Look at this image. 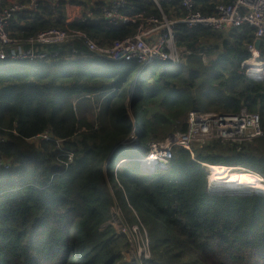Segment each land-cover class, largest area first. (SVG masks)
I'll return each instance as SVG.
<instances>
[{
  "label": "trees",
  "instance_id": "1",
  "mask_svg": "<svg viewBox=\"0 0 264 264\" xmlns=\"http://www.w3.org/2000/svg\"><path fill=\"white\" fill-rule=\"evenodd\" d=\"M61 3L57 20L47 8L21 16L12 37L56 27L107 46L136 32L137 24L115 29L101 17L88 20L83 2L69 3L70 17ZM157 13L151 0H128L126 14L137 23ZM254 41L250 28L223 34L178 27L177 45L193 55L178 68L157 64L136 81L139 64L97 60L79 46L81 55L65 64L0 60V156L12 162L0 167V264H123L131 246L109 224L114 211L122 227L147 230L146 264H264V196L211 193L204 168H242L264 179V136L251 145L195 146L194 158L177 149L153 174L140 168L141 152L123 145L134 127L142 149L184 133L192 111L246 109L259 113L264 132V79L243 69ZM257 63L264 64V38ZM87 97L97 101L93 123L74 104ZM45 135L50 141L39 140Z\"/></svg>",
  "mask_w": 264,
  "mask_h": 264
},
{
  "label": "built area",
  "instance_id": "2",
  "mask_svg": "<svg viewBox=\"0 0 264 264\" xmlns=\"http://www.w3.org/2000/svg\"><path fill=\"white\" fill-rule=\"evenodd\" d=\"M157 15L141 19L138 23L126 14L128 0H81L84 6L81 12L85 13L88 20L94 21L101 17L109 26L115 29L137 24L133 36L115 41L107 46H99L90 37L84 34H69L56 27L49 28L29 39L13 38L12 27L23 26L21 16L32 18L39 14L43 8L51 13V18L58 19L63 13L62 0H0V60L17 63H60L65 64L81 55V49L91 54L97 60L112 63L135 62L142 67H153L157 64L178 68L182 66L193 53L186 47L176 43L178 27L189 31L206 30L213 33L227 34L241 31L243 28L253 29L255 39L262 41L264 38V0H151ZM103 3L102 8L96 6ZM176 5H178L176 7ZM73 8V7H72ZM166 9L168 11H166ZM75 9L70 17L74 15ZM67 14V11H65ZM68 15V14H67ZM7 32L5 36V31ZM255 41L248 46L251 59L244 63L250 66H261V73L254 78L258 81L264 79V64L257 63L259 51L255 49ZM79 46V48L77 47ZM69 48V49H65ZM7 51V52H6ZM14 61H11V60ZM202 61L207 64L205 55ZM252 77V76H250ZM253 78V77H252ZM187 130L184 133H172L161 142H153L142 149L136 145L137 140L133 128L130 139L123 143L126 148L138 150L143 157L138 160L142 169H165L173 159L174 151L183 149L194 158L193 148L205 146L213 142L226 145H251L255 140L262 138L264 132L260 115L249 113L243 109L238 114H215L192 111L187 116ZM40 141H50L47 135ZM35 142V141H32ZM132 145V146H131ZM145 150L148 155L144 157ZM152 159V163L149 160ZM73 156L69 155L67 162L71 163ZM0 167L3 159L0 156ZM127 161L120 163L124 164ZM138 230L123 226L121 233L129 241L131 249L138 247ZM146 234L140 252L150 260V241ZM137 242V243H136Z\"/></svg>",
  "mask_w": 264,
  "mask_h": 264
},
{
  "label": "rangeland",
  "instance_id": "3",
  "mask_svg": "<svg viewBox=\"0 0 264 264\" xmlns=\"http://www.w3.org/2000/svg\"><path fill=\"white\" fill-rule=\"evenodd\" d=\"M75 1H78V0H75ZM82 15L85 16V13H82ZM11 63L13 65L20 64V63H17V62H11ZM247 64L245 66L243 64V69H245L247 76L250 75L253 78L257 77V76L254 77V75H253L254 67L250 66V68H247L248 67ZM260 72H261V70H260ZM96 102L97 101H96V99L94 97H92V98L91 97H87V98H84V99H81V100H76L74 102V104L77 107V111H78L79 117L82 118V119H85L88 123L95 122L97 120V114H98L97 113L98 109H96V107H95ZM137 143H138V141H137ZM228 146H230V145H228ZM129 156L130 155L127 153L124 156H122L121 159H123V158L127 159V158H129ZM139 156L140 155H138V157ZM0 163H2V162L0 161ZM4 165H7L8 167H11L12 166V162L4 160ZM218 167H222V166H218ZM224 168H226V167H224ZM227 169H229V170H225L224 173H222V174H224V178H228V177H231V176H235L236 179H255V178L259 179V178H261L262 179V184L261 185L264 186V179L262 177L256 175V174L250 173L248 171L246 172L245 169H242V168H227ZM205 170L208 173V188H209V192H211V193H223V194H227L229 196L238 195L240 197L264 196V195H261V194L258 195V194H256L255 191L248 190V189H243L241 191H238V190L230 191V190H227L226 188H224L222 186H220L221 187L220 190H219V187H215V189H212L211 188L212 183H210L211 181H209V179H210V177H216V174H214L213 172H210L209 169H205ZM210 174L212 176H209ZM213 186H215V185H213ZM114 214H115V216L109 222V224L114 226L117 230L121 231L122 225L124 223V219L122 218L120 212L114 211ZM145 232L148 234L147 230L146 231L138 230L137 242L140 241L139 246L136 248V247H134L135 244H133V248L129 252L126 253V256L124 257V260H123V264H146V261L144 260V258H148V257H146L144 254H142L140 252L141 247H143V240H142L141 234L143 236V239H145L146 238Z\"/></svg>",
  "mask_w": 264,
  "mask_h": 264
},
{
  "label": "bare ground",
  "instance_id": "4",
  "mask_svg": "<svg viewBox=\"0 0 264 264\" xmlns=\"http://www.w3.org/2000/svg\"><path fill=\"white\" fill-rule=\"evenodd\" d=\"M52 19H55V18H52ZM55 20H57V19H55ZM4 32H5V36H6V34H7L6 30ZM255 42H257L256 39H255ZM3 55H5V54H0V56H3ZM9 60H11V59H9ZM11 61H14V60H11ZM253 67H254L253 75L258 76V74L261 73L260 72L261 66L255 65ZM135 144L139 145L137 143V141H135ZM149 163H152V159L149 160ZM4 166H5L4 167L5 169H8L7 165H4ZM204 168L209 169L210 172H213L214 174H216V177H210V179H209V181H211L210 183H212V185H211L212 189H215V187H219V190H220V188H221L220 186H222V187H224L230 191H235V190L241 191L243 189H248V190L255 191L256 194H258V195H260V194L264 195V186L261 185L262 184L261 178H259V179L258 178H255V179H236L235 176L224 178V174H222V173H224L225 170H229V169L224 168V167L207 166V165H204ZM211 174H210V176H212ZM213 185H215V186H213Z\"/></svg>",
  "mask_w": 264,
  "mask_h": 264
},
{
  "label": "water",
  "instance_id": "5",
  "mask_svg": "<svg viewBox=\"0 0 264 264\" xmlns=\"http://www.w3.org/2000/svg\"><path fill=\"white\" fill-rule=\"evenodd\" d=\"M260 46H261V41L260 40H257V42L255 43V49L257 50V51H259L260 50ZM20 64H22V63H20ZM168 66V65H167ZM150 67H142L141 69H139V71H138V73H137V75H136V79H135V81L137 80V76L140 74V73H142V72H144L145 70H147V69H149ZM172 138V136H170V139ZM127 142V141H126ZM135 152H139L138 150H135ZM113 154V153H112ZM112 154L110 155V157H109V159H111L112 158Z\"/></svg>",
  "mask_w": 264,
  "mask_h": 264
},
{
  "label": "crops",
  "instance_id": "6",
  "mask_svg": "<svg viewBox=\"0 0 264 264\" xmlns=\"http://www.w3.org/2000/svg\"><path fill=\"white\" fill-rule=\"evenodd\" d=\"M65 1V4H66V6H65V11H67V14L69 15V16H71V14H72V12H73V8L69 5V3H71V2H73V1H75V0H71V1H69V0H64ZM79 1H81V0H78V2ZM86 1H88V0H86ZM99 1H104V0H99ZM252 78V77H251ZM254 79V78H253ZM254 80H256V79H254ZM256 81H258V80H256ZM259 114V113H258Z\"/></svg>",
  "mask_w": 264,
  "mask_h": 264
},
{
  "label": "clouds",
  "instance_id": "7",
  "mask_svg": "<svg viewBox=\"0 0 264 264\" xmlns=\"http://www.w3.org/2000/svg\"><path fill=\"white\" fill-rule=\"evenodd\" d=\"M151 68V67H150ZM172 68H175V67H172ZM141 156L143 157V155L141 154ZM142 157H140L139 159H141ZM138 159V160H139ZM122 161H125V160H121L120 162H119V166H120V163L122 162ZM122 165V164H121ZM139 165H140V168L142 169V167H141V164L139 163Z\"/></svg>",
  "mask_w": 264,
  "mask_h": 264
}]
</instances>
